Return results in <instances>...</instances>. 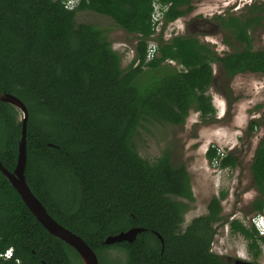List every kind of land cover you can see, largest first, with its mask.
I'll return each instance as SVG.
<instances>
[{
	"label": "trees",
	"instance_id": "trees-1",
	"mask_svg": "<svg viewBox=\"0 0 264 264\" xmlns=\"http://www.w3.org/2000/svg\"><path fill=\"white\" fill-rule=\"evenodd\" d=\"M67 1L0 0V96L13 95L27 109L24 173L32 193L56 222L88 244L98 264H228L210 250L226 193L212 197L207 213L181 230L186 205L177 198L193 201L185 165L174 166L167 153L150 163L132 139L141 121L181 125L190 109L212 116V63L229 79L264 74V44L252 50L250 36L262 25L264 3L246 7L240 17H219L241 47L220 56L193 36L162 39L168 23L193 9L192 0H75L71 9ZM153 1L168 6L154 39ZM84 11L107 16L137 41L127 70L103 30L76 24V14ZM151 40L157 51L146 61ZM21 118L17 108L0 101V162L8 171L16 165ZM257 125L251 120L248 129ZM205 156L220 169L237 165L232 152L219 158L214 146ZM250 170L257 191L251 210L261 214L264 135ZM133 227L144 230L132 242L104 244L107 236ZM230 228L256 258L264 236L238 220ZM8 248L13 257L0 264H82L0 172V251Z\"/></svg>",
	"mask_w": 264,
	"mask_h": 264
},
{
	"label": "rangeland",
	"instance_id": "rangeland-1",
	"mask_svg": "<svg viewBox=\"0 0 264 264\" xmlns=\"http://www.w3.org/2000/svg\"><path fill=\"white\" fill-rule=\"evenodd\" d=\"M256 2L264 3V0H192L193 9L168 23L162 31V39L193 36L220 56L240 49L214 18L219 14L243 15L246 7ZM75 22L90 23L103 30L111 47L121 56L120 67L127 70L137 42L131 35L116 28L107 16L90 11L78 12ZM250 36L252 50L260 49L264 44V27L250 31ZM170 64L176 66L174 62ZM211 66L214 80L207 94L215 109L212 116L203 118L198 111L190 109L181 125L141 121L132 142L137 153L150 163L167 153L174 166L185 165L193 201L177 198L186 205L181 230L192 219L205 215L210 199L223 191L226 196L221 200V220L214 224L216 233L210 250L228 264L236 259L264 264V243H259L260 253L254 258L247 248V240L230 228L232 220L255 227L253 221L260 215L264 217L263 211L257 214L251 210L257 191L250 170L255 149L264 135V74L246 72L229 79L217 63ZM251 120L258 123L252 131L248 129ZM210 146L224 156L232 152L237 160L235 168L220 169L218 164L209 163L205 154Z\"/></svg>",
	"mask_w": 264,
	"mask_h": 264
},
{
	"label": "water",
	"instance_id": "water-1",
	"mask_svg": "<svg viewBox=\"0 0 264 264\" xmlns=\"http://www.w3.org/2000/svg\"><path fill=\"white\" fill-rule=\"evenodd\" d=\"M0 101L8 103L17 108L22 114L21 122V137L18 144V154L16 165L12 171H8L0 162V172L10 182L11 186L20 196L21 200L36 218V220L43 226V228L51 235L59 238L71 246L80 256L83 264H98L96 254L88 246V244L77 234L64 228L58 222H56L46 211L43 204L36 198L29 188L25 179V163H26V121L28 118L27 109L24 104L15 96L3 94L0 96ZM143 228L133 227L126 231H121L115 235L107 236L104 239V244L112 245L118 242H132L137 234L142 232ZM160 242L163 243L159 234L155 233ZM233 264H257L250 261L236 259Z\"/></svg>",
	"mask_w": 264,
	"mask_h": 264
},
{
	"label": "built area",
	"instance_id": "built-area-1",
	"mask_svg": "<svg viewBox=\"0 0 264 264\" xmlns=\"http://www.w3.org/2000/svg\"><path fill=\"white\" fill-rule=\"evenodd\" d=\"M65 7H67L68 9L72 8V3L70 1H67L65 3ZM167 5H162L161 3L157 2V1H153L152 3V14H151V21L152 23L155 25V33L159 32L161 30V25H162V17H163V12L167 9ZM157 51V45L155 43V41L151 40L148 42V47H147V52H146V61L151 60L155 53ZM217 149V148H216ZM217 153L219 155V158H222L224 156V154L222 152H219V150H217ZM212 164H218V161H215ZM264 212V209H263ZM262 215L257 217V221L255 222V225L259 224L262 221ZM259 227V226H258ZM259 232L260 233H264V231L262 230V227H259ZM13 257V250L12 248H8L6 249L4 252L0 251V259L2 260H9ZM18 263V261H17Z\"/></svg>",
	"mask_w": 264,
	"mask_h": 264
},
{
	"label": "flooded vegetation",
	"instance_id": "flooded-vegetation-1",
	"mask_svg": "<svg viewBox=\"0 0 264 264\" xmlns=\"http://www.w3.org/2000/svg\"><path fill=\"white\" fill-rule=\"evenodd\" d=\"M257 4H260V3H262V2H256ZM252 5V4H251ZM245 12H246V10H245ZM228 16H234V15H228ZM228 16H223V15H217V16H215V18H214V20L216 21V23H217V25H218V22L220 21V19H219V17H222V18H224V19H227V17ZM241 15H239V16H236V17H240ZM261 24L262 25H260V26H257L256 27V29L255 30H257L258 28H260V27H264V20H262L261 21ZM219 27H221L220 25H219ZM222 28V27H221ZM223 29V28H222ZM250 31H254V30H250ZM230 53V52H229ZM264 218V217H263ZM256 229V228H255ZM257 230V229H256ZM258 231V230H257ZM258 234H261V235H263L264 236V233H260L259 231H258ZM260 236V235H259Z\"/></svg>",
	"mask_w": 264,
	"mask_h": 264
},
{
	"label": "clouds",
	"instance_id": "clouds-1",
	"mask_svg": "<svg viewBox=\"0 0 264 264\" xmlns=\"http://www.w3.org/2000/svg\"><path fill=\"white\" fill-rule=\"evenodd\" d=\"M68 1H70L72 4H74V1L75 0H68ZM261 216V215H260ZM259 217V216H258ZM262 222H260L259 224H257V225H255V222L253 221V224L255 225V227H256V229L259 231V227H262L263 229V231H264V218L262 217ZM259 226V227H258Z\"/></svg>",
	"mask_w": 264,
	"mask_h": 264
}]
</instances>
